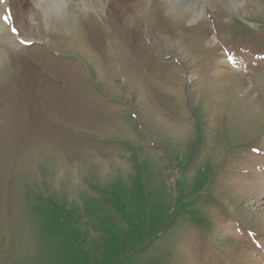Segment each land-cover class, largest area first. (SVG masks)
<instances>
[{
    "label": "rangeland",
    "instance_id": "1",
    "mask_svg": "<svg viewBox=\"0 0 264 264\" xmlns=\"http://www.w3.org/2000/svg\"><path fill=\"white\" fill-rule=\"evenodd\" d=\"M12 1L38 45L0 24V264H264V0ZM213 17L247 73L202 69Z\"/></svg>",
    "mask_w": 264,
    "mask_h": 264
},
{
    "label": "snow or ice",
    "instance_id": "2",
    "mask_svg": "<svg viewBox=\"0 0 264 264\" xmlns=\"http://www.w3.org/2000/svg\"><path fill=\"white\" fill-rule=\"evenodd\" d=\"M5 2H6V0H0V3H5ZM11 19H12L11 15H8V16H0V20H3L5 23H8ZM11 32H12V35L14 37H16V36L19 35L18 29L16 27H12L11 28ZM20 43L21 44H25L27 42L24 41V40H20ZM229 60H231V57H229Z\"/></svg>",
    "mask_w": 264,
    "mask_h": 264
},
{
    "label": "bare ground",
    "instance_id": "3",
    "mask_svg": "<svg viewBox=\"0 0 264 264\" xmlns=\"http://www.w3.org/2000/svg\"><path fill=\"white\" fill-rule=\"evenodd\" d=\"M188 1L191 3L190 0H178L179 3H188ZM188 4H189V3H188ZM191 5H192V4H191ZM191 5H190V6H191ZM183 6H184V5H183ZM196 8H199V7H196ZM193 11H194V10H193ZM201 11H202V10H201ZM195 14H197V13H195ZM200 14H201V13H200ZM200 14H199V15H200ZM22 40H24V41H26V42L29 41V40H26V39H22ZM234 63H235V62L232 61V63H231L230 65H234ZM224 66H225V65H224ZM229 71L232 72L233 70H229ZM222 73H223V72H222ZM219 75H221V74H219ZM221 76H222V75H221Z\"/></svg>",
    "mask_w": 264,
    "mask_h": 264
}]
</instances>
